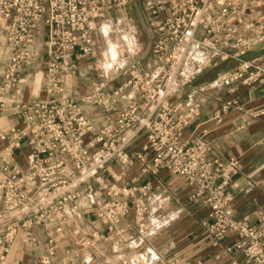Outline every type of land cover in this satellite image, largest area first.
Listing matches in <instances>:
<instances>
[{"label": "built area", "instance_id": "built-area-1", "mask_svg": "<svg viewBox=\"0 0 264 264\" xmlns=\"http://www.w3.org/2000/svg\"><path fill=\"white\" fill-rule=\"evenodd\" d=\"M135 1L0 0V38L9 51L0 79V113L11 109L21 120L8 132L0 129V264H24L11 258L15 245L29 251L35 264H75L82 254L96 251L100 235L75 217L82 200L97 208L94 213L110 236L128 243L122 239V221L132 212L137 224L148 221L150 184L139 187L133 179L120 185L123 176L112 174L108 180L103 173L112 163L132 167L136 162L142 173L165 170L188 183L191 200L209 211L202 226L215 247L234 233L239 237L235 250L245 264H264V217L257 224L237 220L226 192L242 170L240 160L210 158L204 136L186 142L184 130L197 116L195 107L184 114L180 103L168 104L195 79L184 76L193 47L209 64L218 58L238 62L217 80V89L236 93L244 86H264V55L245 58L264 42V0L153 5V57L163 71L155 75L132 64L125 83L113 86L103 78L78 98L71 81L79 63L96 53L99 21L108 10ZM39 37L48 57L47 97L13 101ZM233 104L228 102L224 111ZM141 137L147 145L133 157L130 149Z\"/></svg>", "mask_w": 264, "mask_h": 264}, {"label": "crops", "instance_id": "crops-1", "mask_svg": "<svg viewBox=\"0 0 264 264\" xmlns=\"http://www.w3.org/2000/svg\"><path fill=\"white\" fill-rule=\"evenodd\" d=\"M144 1L143 4V0H136L130 9L133 8V12H137L144 5L146 11H151L153 5L164 0ZM109 11L105 13L103 18ZM135 13L134 15L139 16ZM136 16L135 20L139 21ZM260 16L261 20L264 21V8L261 10ZM150 18L151 30L153 31L155 19ZM154 39H156L155 34ZM42 41L44 39L39 37L35 42L34 61L40 58V52L38 53L37 49L40 45L42 46ZM259 55H264V42L251 47L245 58L252 59ZM47 60L46 55L42 61L43 77ZM88 61L89 58L79 63L72 80L71 92L78 98L87 95L92 84L100 81L96 80V76L92 74V67ZM237 67L238 62L235 60L215 59L200 73L203 78L197 86L192 87L195 92L187 93V90L184 89L179 96L171 100L172 103L168 104L180 103L183 106L184 114H189L190 106L195 107L197 116L193 117L192 123L184 130L186 142H192L194 138L204 136L212 148L209 153L210 158L219 157L225 160L236 158L240 160L242 170L227 186L226 192L233 198L235 218L237 220L248 219L251 223L257 224L260 218L264 217V86H244L236 93H229L227 88L217 89V80ZM26 70L29 69L26 68L22 76ZM202 86L207 87L203 89ZM198 92H202L203 99H198L196 96ZM231 101L234 104L224 111L227 103ZM125 104L124 101L122 106ZM85 108L89 113H93L92 107L85 106ZM0 115L3 120H6L8 116L15 115L16 117L15 121L0 125L2 131L8 132L21 122L11 109ZM146 145L147 140L145 137H141L132 145L130 155L135 157L137 153L144 151ZM141 169L142 167L138 162L132 167L112 163L103 174L108 180L112 174L123 176L120 185H124L133 179H138L137 185L139 187L150 184L151 191L147 203L151 213L159 207L162 201L169 205L170 211L175 214L176 218L157 234L153 241L146 240V243H149L152 248L162 249L164 252L162 264H233L235 261L238 264H245L243 256L235 250V245L239 241L236 234L230 233L218 247H215L207 237L202 223L208 219L209 211L205 206L191 200L193 190L182 177L165 170L156 175L142 173ZM79 206L83 218L82 222L101 237L96 251L99 248L103 249L104 245H108L114 236H110L107 226L97 219L94 213L97 208L90 206L83 200L79 201ZM163 212H165L164 208ZM138 225L132 212L122 221L121 226L126 229V234L123 235L122 239L126 240L125 237L130 235H132L131 238L137 236L139 233ZM114 238L119 240L117 237ZM117 243L121 242L117 241ZM112 244L114 245V243ZM12 255V260L21 259L24 264H35L34 260L29 257V251H24L22 245H15ZM83 256L87 257V255ZM88 260L83 259V262Z\"/></svg>", "mask_w": 264, "mask_h": 264}, {"label": "rangeland", "instance_id": "rangeland-1", "mask_svg": "<svg viewBox=\"0 0 264 264\" xmlns=\"http://www.w3.org/2000/svg\"><path fill=\"white\" fill-rule=\"evenodd\" d=\"M144 2L143 0V4ZM146 3L148 2L146 1ZM132 6L133 4L126 7L112 8L105 18H101L97 25L95 35L97 43L96 53L94 57H89L88 61L89 65L92 67V74L97 78L96 80L107 78L113 81L111 84L113 86L125 83L129 78V75H125V72L132 64H138L146 70H151L155 75L163 71V69L156 64L153 57L155 28H153V31L151 30L150 11H146V7L142 5L140 10L137 12L135 11V13L133 12V8L130 9ZM134 13L140 17L134 15ZM135 16L139 21L135 20ZM125 37H128L133 42L131 46L126 43ZM110 43L118 44L122 47L121 62L116 64L111 72L108 71L107 68L109 61L106 56H104L106 52L111 53L112 48H110ZM0 49H3L4 52V55L0 59L1 79L9 59V51L6 47L4 36L0 38ZM193 49L196 48L193 47ZM37 51L38 53L40 52V58L36 61L33 60V64L29 66V68L27 67L29 70H26L22 76V79L25 81L21 83L18 89L12 94L13 101L17 99L16 102H25L36 99H46L47 97L42 63L47 52L44 41H42V46L40 45ZM196 53H194L195 59L192 58L188 60V62H190L193 69L201 68L194 76L195 79L190 78L191 82L184 88L187 90V93L195 92L192 87L197 86L203 78V75H200L203 69L202 66L204 63L209 64L208 59H205L206 61L203 59L201 60L197 51ZM38 76L42 78L39 88L36 85ZM98 76L100 77L99 79ZM206 87L207 86H202L203 89ZM201 94L202 92L196 94L198 99H203ZM174 99L175 98H173V100ZM171 100L172 99H170L168 103H172ZM15 119L16 117L13 115L3 120L0 115V125H5L8 122L15 121ZM82 206H84V204H82ZM163 208L165 212H163ZM170 210L171 208L169 205L161 201L159 207L151 213L148 221L138 225V235L134 238H131L132 235L125 237L126 240H129L128 243L124 245L122 243H117L118 240H115L113 237L108 245H104L103 249L94 251L95 253H89V257L83 256L84 254H82L81 258L78 259L75 264H162V254L164 253L162 249L152 248L149 243L146 242L153 241L156 235L169 226L171 221L176 218L175 214ZM79 221L82 222L83 220L79 219ZM112 243H114V245ZM85 255H87V253ZM83 259L89 260L83 262Z\"/></svg>", "mask_w": 264, "mask_h": 264}, {"label": "bare ground", "instance_id": "bare-ground-1", "mask_svg": "<svg viewBox=\"0 0 264 264\" xmlns=\"http://www.w3.org/2000/svg\"><path fill=\"white\" fill-rule=\"evenodd\" d=\"M124 22V21H123ZM124 29V28H123ZM125 39H126V43L128 44V45H132L133 44V42L128 38V37H125ZM110 45V48H112V50H111V53H109V52H106L105 54H104V56H106V58L108 59V64H107V68H108V71H112L114 68H115V66H116V64H118L119 62H121V59H122V47L120 46V45H118V44H114V43H110L109 44ZM198 52V51H197ZM194 53H195V49L194 50H191L190 51V54H189V59L188 60H190V59H195V57H194ZM197 54V53H196ZM4 55V52H3V49H0V59L2 58V56ZM198 60V59H197ZM195 62V61H194ZM198 63V62H197ZM187 65H186V70H185V72H184V76H185V78L189 81L190 80V78H193L196 74H197V72H199V69L201 68H197V69H193L192 67H191V64H190V62H188L187 61V63H186ZM109 73V72H108ZM107 74V73H106ZM25 80H23V82H24ZM41 81H42V78H41V76H38V78L36 79V85H37V87L39 88L40 87V83H41ZM22 82V83H23ZM75 217H76V219L77 220H79V219H83L82 218V215H81V213H79V212H77L76 214H75ZM110 239V238H109ZM101 248H99L98 250H100ZM90 256V254L89 253H87V257H89ZM132 261H133V259H132Z\"/></svg>", "mask_w": 264, "mask_h": 264}]
</instances>
